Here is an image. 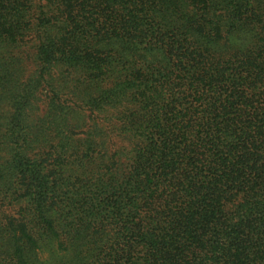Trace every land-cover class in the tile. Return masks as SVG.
<instances>
[{
	"label": "trees",
	"instance_id": "1",
	"mask_svg": "<svg viewBox=\"0 0 264 264\" xmlns=\"http://www.w3.org/2000/svg\"><path fill=\"white\" fill-rule=\"evenodd\" d=\"M0 264H264V0H0Z\"/></svg>",
	"mask_w": 264,
	"mask_h": 264
}]
</instances>
